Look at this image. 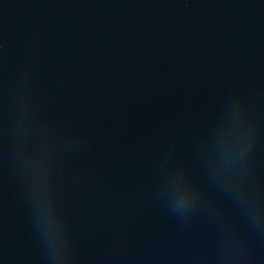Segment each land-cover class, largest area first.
<instances>
[{"label": "water", "instance_id": "obj_1", "mask_svg": "<svg viewBox=\"0 0 264 264\" xmlns=\"http://www.w3.org/2000/svg\"><path fill=\"white\" fill-rule=\"evenodd\" d=\"M0 264H264V0H0Z\"/></svg>", "mask_w": 264, "mask_h": 264}]
</instances>
